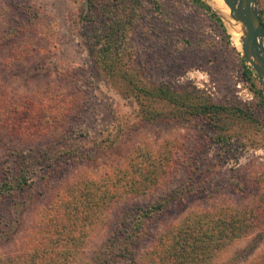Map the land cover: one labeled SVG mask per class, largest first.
<instances>
[{
	"label": "rangeland",
	"instance_id": "374dc122",
	"mask_svg": "<svg viewBox=\"0 0 264 264\" xmlns=\"http://www.w3.org/2000/svg\"><path fill=\"white\" fill-rule=\"evenodd\" d=\"M200 1L138 0L131 55L121 60L126 76L114 80L90 54L87 0H0V182L22 166L31 179L0 197V258L24 252L55 203L76 210L70 243L78 249L61 263L94 264L121 240L135 209L158 205L135 261L111 264H163L165 229L176 244L187 220L210 223L200 213L229 204L248 209L250 232L224 245L199 241L187 264L264 263V106L256 92L264 86L243 73L250 65L227 30L228 5ZM257 5L264 20V0ZM127 79L136 88L203 92L248 108L254 121L233 120V138L222 144L191 109L134 92L121 85Z\"/></svg>",
	"mask_w": 264,
	"mask_h": 264
},
{
	"label": "trees",
	"instance_id": "16d2710c",
	"mask_svg": "<svg viewBox=\"0 0 264 264\" xmlns=\"http://www.w3.org/2000/svg\"><path fill=\"white\" fill-rule=\"evenodd\" d=\"M195 1L203 6L200 0ZM137 4L138 0H87L86 7L81 12L86 30H88L87 41L90 54L100 71L114 80H117L120 76H126L125 72H120L123 65H121V60L123 57L128 59L131 55L128 51V31L132 23L131 14L136 15ZM206 7L208 8V6ZM260 15L264 23L261 10ZM243 73L248 80L252 76L256 78L255 73L246 64H243ZM120 82L124 86L130 85L134 92L135 89L140 93L144 92L148 95L147 97L154 98L156 101L179 106L180 111L184 110V107L191 109L188 112L189 114L204 118L215 128L217 138L222 144L230 143L233 138V120L241 119L243 122L248 123L254 121L252 111L248 108L243 110L237 106L216 103L208 94H203V92L197 93L183 87H172L165 83L147 88H141L144 86L138 85L140 87L137 86L136 88L132 85L133 81L130 79ZM256 92L262 99L261 106H264V94L260 93L259 90H256ZM7 111L8 108H4L2 113ZM5 116L7 118L9 115L6 114ZM8 121L11 120L8 119ZM27 172L22 166L16 175H4L0 182V197L29 187L31 179L28 177ZM141 189L143 191L144 187ZM62 208L55 203L48 207L43 219L36 225L35 238L32 242L30 241L26 250L20 255L0 258V264L66 263L71 254L78 249L75 248L76 244L71 246L72 243H70L75 231L73 224L76 223V217L73 214L76 213V210L75 212L71 210L67 212V209ZM159 210L158 205L135 209L133 215L124 225L121 240L109 249L107 248L105 255L100 254L102 256L96 259L94 264H111L115 259L126 258L134 262V246L139 240H143L149 235V232L146 231V222ZM200 214H210L212 216L210 223L187 220L186 225L184 224L182 227L187 234L193 233L194 237L187 236L186 232H183L178 237L176 244H172L171 239L164 234L166 229L160 234L162 236L159 240L165 244V249L162 250L163 264L189 263V254L192 253L199 241L218 240L221 245H224L225 241L230 242L246 236L250 232L252 217L246 207L222 204L217 211H203ZM90 216L95 217V214L91 213ZM190 226L193 227L190 228ZM255 264L264 263L260 261Z\"/></svg>",
	"mask_w": 264,
	"mask_h": 264
},
{
	"label": "water",
	"instance_id": "95a60500",
	"mask_svg": "<svg viewBox=\"0 0 264 264\" xmlns=\"http://www.w3.org/2000/svg\"><path fill=\"white\" fill-rule=\"evenodd\" d=\"M230 9L233 19L243 29L241 50L244 59L264 86V23L257 0H223Z\"/></svg>",
	"mask_w": 264,
	"mask_h": 264
},
{
	"label": "bare ground",
	"instance_id": "6f19581e",
	"mask_svg": "<svg viewBox=\"0 0 264 264\" xmlns=\"http://www.w3.org/2000/svg\"><path fill=\"white\" fill-rule=\"evenodd\" d=\"M219 1L220 0H218V2ZM214 4H215V1H214ZM224 14H225L224 16H225L226 27H227V30H228L229 34L231 35L232 41H233L234 45L237 48L241 49V37L243 36L242 25H241L240 22L236 21L235 19H233L231 17V15H230V9H229L228 12H226Z\"/></svg>",
	"mask_w": 264,
	"mask_h": 264
}]
</instances>
